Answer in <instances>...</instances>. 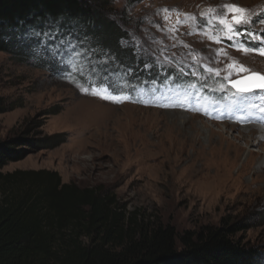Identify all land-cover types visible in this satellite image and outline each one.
I'll list each match as a JSON object with an SVG mask.
<instances>
[{
    "label": "rangeland",
    "instance_id": "obj_1",
    "mask_svg": "<svg viewBox=\"0 0 264 264\" xmlns=\"http://www.w3.org/2000/svg\"><path fill=\"white\" fill-rule=\"evenodd\" d=\"M88 1L130 34L123 52L134 44L162 66H188L194 81L177 86L168 75L160 94L140 87L136 101L124 69L110 75L120 85L112 89L0 52V97L13 108L0 114V141L28 124L31 136L66 134L2 171H56L62 182L110 191L127 211L178 232L241 221L250 227L237 236L264 252V136L241 129H264V88L229 85L252 73L264 78V0ZM86 48V57L107 59ZM198 77L224 93L216 107L196 90Z\"/></svg>",
    "mask_w": 264,
    "mask_h": 264
},
{
    "label": "trees",
    "instance_id": "obj_2",
    "mask_svg": "<svg viewBox=\"0 0 264 264\" xmlns=\"http://www.w3.org/2000/svg\"><path fill=\"white\" fill-rule=\"evenodd\" d=\"M103 10L88 0H0V52L51 73L96 78L112 89L120 85L110 75L121 69L129 85H151V91L168 75L183 86L194 81L190 67L162 66L149 53L138 55L132 43L134 50L123 52L121 42L130 34ZM87 45L108 60L86 57ZM197 82L209 103H220L223 94L210 92L208 79ZM11 109L0 97V114ZM33 131L28 124L0 141V264H264V252L237 236L250 227L241 221L178 232L127 211L110 191L64 183L56 171L3 172L33 151L66 141L64 133L31 136Z\"/></svg>",
    "mask_w": 264,
    "mask_h": 264
},
{
    "label": "bare ground",
    "instance_id": "obj_3",
    "mask_svg": "<svg viewBox=\"0 0 264 264\" xmlns=\"http://www.w3.org/2000/svg\"><path fill=\"white\" fill-rule=\"evenodd\" d=\"M162 92V91H161ZM160 92V93H161ZM154 94V93H153ZM156 95H158V92H155V94H154V96H156ZM244 132H247V133H249L250 135H251V137L252 136H255L257 139H258V141H260L261 140V137H263L264 136V129L263 128H261V127H258V126H246V127H243V128H241ZM242 131V132H243ZM236 150H238L237 148H236ZM236 160V159H235ZM263 161H264V159H263Z\"/></svg>",
    "mask_w": 264,
    "mask_h": 264
},
{
    "label": "snow or ice",
    "instance_id": "obj_4",
    "mask_svg": "<svg viewBox=\"0 0 264 264\" xmlns=\"http://www.w3.org/2000/svg\"><path fill=\"white\" fill-rule=\"evenodd\" d=\"M239 23H240V21L238 20L237 24H239ZM262 35H264V33H262ZM250 79H251V77L246 78L244 80H236V81L231 82V83L233 84L234 87L241 89V90L246 92V91L253 90L252 87L248 83V80H250ZM257 87L264 88V84L258 85Z\"/></svg>",
    "mask_w": 264,
    "mask_h": 264
},
{
    "label": "water",
    "instance_id": "obj_5",
    "mask_svg": "<svg viewBox=\"0 0 264 264\" xmlns=\"http://www.w3.org/2000/svg\"><path fill=\"white\" fill-rule=\"evenodd\" d=\"M249 77H251V79L250 80H248V83H249V85L252 87V89L254 90V89H257V88H260V87H257L258 85H261L262 83H263V78L261 77V76H259V75H257V74H252V75H249V76H247V77H245V78H242V79H237V80H244V79H246V78H249ZM236 81V80H235ZM234 82V81H233ZM231 85H233L232 83H231ZM238 89V88H237ZM239 90H241V89H239ZM243 91V90H242ZM251 91V90H250Z\"/></svg>",
    "mask_w": 264,
    "mask_h": 264
}]
</instances>
